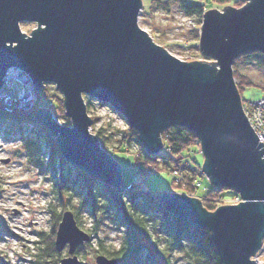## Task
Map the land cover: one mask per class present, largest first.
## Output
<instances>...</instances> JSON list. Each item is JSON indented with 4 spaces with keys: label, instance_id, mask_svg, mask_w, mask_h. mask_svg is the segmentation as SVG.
Here are the masks:
<instances>
[{
    "label": "water",
    "instance_id": "water-1",
    "mask_svg": "<svg viewBox=\"0 0 264 264\" xmlns=\"http://www.w3.org/2000/svg\"><path fill=\"white\" fill-rule=\"evenodd\" d=\"M203 15L199 50L204 59L182 61L157 45L138 24L142 0H0V88L11 68L41 92L51 83L63 95L71 126L40 108L32 114L54 138L61 157L111 187L122 167L91 132L84 97L106 104L138 134L149 154L163 149L161 134L174 126L193 132L204 156L202 173L241 202L207 211L198 197L156 194L176 219L211 233L223 264H264L253 259L264 239V144L252 129L233 77L244 53H264V0H242ZM22 23H35L30 35ZM8 162V160H5ZM90 240L64 211L54 246L81 264L76 249ZM95 264H122L97 255Z\"/></svg>",
    "mask_w": 264,
    "mask_h": 264
},
{
    "label": "rangeland",
    "instance_id": "rangeland-1",
    "mask_svg": "<svg viewBox=\"0 0 264 264\" xmlns=\"http://www.w3.org/2000/svg\"><path fill=\"white\" fill-rule=\"evenodd\" d=\"M142 1L143 8L139 14L138 24L157 45L162 46L169 54L182 61H214L213 59H204L199 50L204 14L191 15L186 13L177 2L179 0ZM186 1L189 3L200 2L199 0ZM165 2L166 5L163 4ZM205 3L209 7L208 10L222 11V8L227 5L237 7L232 3L222 6L212 0H205ZM243 5L245 2L242 1L240 7ZM183 15L190 17L195 23V27L186 23L183 20ZM36 28L35 23L21 24L22 31L27 35H30L32 30ZM194 32L198 33L199 37L194 36ZM233 70H237L241 75L247 76L257 84L240 90L243 101H255L264 98V67L255 61H243L233 64ZM235 82L238 81L235 80ZM45 85L49 96H53L52 100L46 98L45 103L53 104L51 111L61 124L71 126L70 119L65 115L62 93L54 84L47 83ZM84 99L86 104L92 100L87 96ZM45 103H42V105L44 104L42 108H47ZM91 103L87 110L88 115L95 120V125L90 129L91 132L96 136L100 132L102 137L97 136L100 144L101 140L106 138L103 145L108 149L117 150L120 140L130 133L128 123L110 106L94 100ZM20 112L29 115L26 111ZM35 130L44 137H48L47 132L39 127ZM37 137L38 135L32 127L0 123V264H33V254L37 246L33 242L37 241L38 234L48 232L52 224L50 207L52 206L58 212L62 206L75 210L79 209L76 198L68 195H62L61 199L57 197L48 168L50 153L47 143L42 140V147L38 152L35 149H30L32 147L30 144H34ZM51 139L54 141L52 136ZM126 146L127 152L121 148L120 151L113 153V157L122 167L123 184L125 186L131 185L130 189L132 190L144 192L149 190L155 194L160 192L195 194L198 188L199 192L203 193L205 188L213 186L203 174L200 177L202 187L200 188L199 183H196L194 192H185L184 172L182 173L179 168L176 169L177 161L182 160L181 156L175 157L171 161L170 164L174 167L169 170L160 161L156 165L149 166L145 173L137 174L134 169V157L141 153V150L135 141ZM189 153L197 163L201 165L204 163L200 145H195ZM183 166H186L188 172L192 173L186 160H183ZM57 167L58 165H56ZM66 176L70 178L69 175L66 174ZM233 193H235L233 190L222 189L221 194L223 196L216 197L219 200L216 203L217 207L236 204L241 197L237 194L233 196ZM193 197L196 196L193 195ZM79 223V228L89 235L90 233L93 234V240L83 243L76 249V255L81 264H95L96 247L100 241L111 250L119 247L122 240V230L109 219L108 215L100 212L95 217L90 211L84 208L79 209ZM152 251L157 264H191V260L187 259L186 254L182 251L166 253H158L157 250ZM55 255L60 258L68 256L67 246L62 251L56 252ZM47 264L56 263L51 259ZM125 264L131 263L126 262Z\"/></svg>",
    "mask_w": 264,
    "mask_h": 264
},
{
    "label": "trees",
    "instance_id": "trees-1",
    "mask_svg": "<svg viewBox=\"0 0 264 264\" xmlns=\"http://www.w3.org/2000/svg\"><path fill=\"white\" fill-rule=\"evenodd\" d=\"M155 1L162 2L161 0ZM199 1L200 2L196 1L189 3V1L186 0H179L177 2L186 13L191 15H203L209 7L207 3H205V0ZM212 1L222 6L232 3L237 6L236 8L242 5V0ZM163 4L166 5V2ZM194 36L199 37V34L194 32ZM243 61H255L264 67V53L260 51L244 53L236 58L234 64ZM233 77L238 81L236 85L239 93L240 90L245 87L257 85L247 76L241 75L237 70H233ZM49 95L45 85L42 91L38 93V103L33 112L44 106L42 103H45L44 100L46 98L51 99L53 97ZM91 101H88L86 104L87 110L92 104ZM243 102L245 101L242 99V103ZM45 106L51 110L53 104L45 103ZM91 119V128H93L95 120L92 117ZM0 123H10L12 125L24 126L27 128L32 127L38 137L34 141V144H30L32 146L30 148L31 150L35 149L38 152L42 147V142L44 141L47 143L50 153L48 168L53 179L54 189L59 199L62 198V195L74 197L78 200L79 209L84 208L90 211L95 217L97 213H104L122 230V240L119 247L111 250L100 241L96 247V256L104 255L108 258L118 260L122 264L126 262H130L131 264H157L152 250H157L158 253L182 251L186 254L187 259L191 260V264H223L212 242L209 230L196 228L187 221L176 219L157 201L156 194L149 190H147L148 192L132 190L130 189L131 185L125 186L123 183L119 187H111L74 167L70 162H67L61 157L58 146L55 141H52L50 133L32 117V114L26 115L22 112L7 111L0 105ZM38 127L47 132V138L35 130ZM129 132L128 135L120 140L117 150L108 149L103 145L105 144L106 138L103 139V141L101 140L102 147L113 156V153L120 151L121 148H123L124 152H127L126 145L135 141L141 150V153L134 157V169L137 174L145 173L149 166L156 165L160 161H162L164 167L169 170L174 167L170 164L171 161H173L175 157L181 156L182 160L177 161L178 165L176 169L179 168V170L185 171V178L183 180L185 181L186 189L183 187L182 189H184L185 192L193 189L194 192V182H198L200 185L199 187H202V181L200 179V177L203 176L201 170L202 165L197 163L189 153L190 149L194 148L195 145H200L193 132L181 126L169 128L161 134L164 142L163 150L165 152L162 150L160 153L154 155L149 154L142 147L137 132L131 128H129ZM98 135L102 137L100 132L97 136ZM183 160L188 162L192 173L188 172L189 170L186 166L178 167L181 164L183 165ZM56 165H58L57 168ZM66 174L69 175L70 178H67ZM190 187H192L191 190H188L187 188ZM221 192L222 189L219 190L215 186H211L205 188L203 193H200L198 188L195 195L202 199L203 206L207 211H214L217 208L216 203L219 201L216 197L223 196ZM235 194L236 193H233V196ZM79 209L75 210L70 207L62 206L61 210L58 212L52 206L50 207L49 212L52 218V224L48 232L38 234L37 241L33 242L34 245H37L33 254V264H47L51 259L54 260L56 264L59 263L61 258L55 255L58 251L54 246L57 226L61 220L62 213L67 210H70L74 214L76 223L79 226ZM92 235L93 234L90 233V240H93Z\"/></svg>",
    "mask_w": 264,
    "mask_h": 264
},
{
    "label": "built area",
    "instance_id": "built-area-1",
    "mask_svg": "<svg viewBox=\"0 0 264 264\" xmlns=\"http://www.w3.org/2000/svg\"><path fill=\"white\" fill-rule=\"evenodd\" d=\"M183 20L195 27V23H193L190 17L184 16ZM37 103L38 92L35 90L29 78L18 68L9 69L4 77L3 87L0 88V105L10 111H26V113H31L35 109ZM243 109L259 141L264 144V98L243 102ZM14 141L17 142L19 140ZM181 172L183 173V170H181ZM196 183L193 184L194 187ZM186 195L191 197H193V195L196 196L194 193H186ZM240 201L241 199L238 202ZM253 259L258 263H264V239L261 248Z\"/></svg>",
    "mask_w": 264,
    "mask_h": 264
},
{
    "label": "bare ground",
    "instance_id": "bare-ground-1",
    "mask_svg": "<svg viewBox=\"0 0 264 264\" xmlns=\"http://www.w3.org/2000/svg\"><path fill=\"white\" fill-rule=\"evenodd\" d=\"M259 140V139H258ZM183 165L181 164L180 166H178V167H182ZM181 170V169H180ZM191 188L192 187H190V188H187L188 190H191ZM188 192H193V189L191 190V191H188ZM185 194V193H184ZM241 202V201H240ZM239 203V202H238Z\"/></svg>",
    "mask_w": 264,
    "mask_h": 264
}]
</instances>
